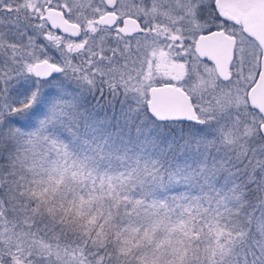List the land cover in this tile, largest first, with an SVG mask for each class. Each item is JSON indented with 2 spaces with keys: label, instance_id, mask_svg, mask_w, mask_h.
Here are the masks:
<instances>
[{
  "label": "snow or ice",
  "instance_id": "obj_1",
  "mask_svg": "<svg viewBox=\"0 0 264 264\" xmlns=\"http://www.w3.org/2000/svg\"><path fill=\"white\" fill-rule=\"evenodd\" d=\"M0 264H264V0H0Z\"/></svg>",
  "mask_w": 264,
  "mask_h": 264
}]
</instances>
